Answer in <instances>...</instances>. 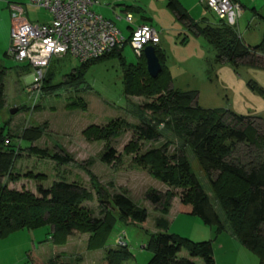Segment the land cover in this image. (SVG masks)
Here are the masks:
<instances>
[{
  "label": "rangeland",
  "instance_id": "374dc122",
  "mask_svg": "<svg viewBox=\"0 0 264 264\" xmlns=\"http://www.w3.org/2000/svg\"><path fill=\"white\" fill-rule=\"evenodd\" d=\"M116 1L118 2L115 3ZM166 1L97 0L92 8L95 10L102 8V14L115 20L116 27L122 31L124 39L129 37V32L126 30L128 24L123 19L126 14L132 16L133 24L136 21L141 22L143 20L141 16L147 18L158 32L159 46L166 54V67L171 77L170 87L177 91H194L195 101L202 109L228 111L238 117L251 120L254 125L259 126L258 133L264 137V56H260L261 59L254 65L248 64L247 61L239 62L237 66L227 62H216L212 47L205 39L188 31L176 15L166 7ZM204 1L179 0L193 20L200 21L205 18L208 23L217 24L218 18L205 8ZM236 2L241 8V15L237 19L235 30L247 45L255 47L264 35V0H236ZM12 5L24 8V16L30 22L42 23L50 18L48 11L31 7L29 0H0V67L7 69L5 106L0 113V128L4 135H11L12 141L16 143L23 130L45 125V132L39 140L33 143L20 140V145L23 148L36 146L46 149L50 154L59 153L60 148L68 152L74 160L68 165L58 166L49 159H42L22 151L13 169L18 179L12 182L3 178L1 183H7L10 189L27 190L36 194L38 184L47 189L53 182L61 179L77 182L93 193V200L83 203V206L97 216L98 201L86 170L90 171L108 193L122 190L137 206L147 210L148 217L142 225L117 222L105 245L116 248L117 239L123 233L131 257L121 264H147L152 254L145 249L147 241L145 232L157 231L155 221L160 214L145 199V193L149 189L160 192L168 189L163 183L151 177L146 170L137 168L132 162L134 155L122 153L127 143L134 138L131 130H125L120 137L111 141L118 160L109 165L100 161L105 142L87 141L82 136V132L87 127H104L112 120L124 121L130 125L139 124L140 114L137 107L149 100L142 97H126L123 87L124 66L136 65L137 54L126 43L121 51L124 65L117 56H110L87 67L77 83L67 84L64 83V75L78 67L79 62L70 56L59 60L53 58L52 69L56 73L51 81L43 82L42 89L37 94L28 82L31 73L26 74L25 64L17 62L9 54L13 19L10 6ZM125 5L138 6L142 12L141 14L125 13L123 10ZM116 15L121 19L115 18ZM183 39H186L184 43H182ZM251 85L256 88L252 90ZM77 99H82L87 104L85 111L66 108ZM14 108L17 110L25 108V111L10 115V110ZM144 115L147 119L151 117L148 112ZM168 140L172 143L168 153L172 154L178 147L179 141L171 132L164 133L158 141H141L138 154L158 148ZM261 148L255 150L253 146L237 144L231 160L245 165L257 154L264 158V139ZM186 154L191 171L204 184L207 193L211 196L206 178L190 150H186ZM29 173L43 175L45 178L42 182L25 178ZM175 193L177 196L172 199L170 207L173 210L168 215L169 209L165 216V220H168V233L177 234L197 243L211 240L215 264H258V258L234 240L229 233L223 232L218 242L214 228L204 225L196 216L178 214L175 209L180 206V192L175 191ZM209 230L212 232V237L205 239L203 234L209 235ZM50 232L51 227L44 226L33 231H17L0 239V264H46L55 257H58L63 264L104 262L103 248L95 251L87 249V234L75 233L68 244L66 241L63 245L55 246L47 235ZM179 257H188L186 250H181ZM195 260L194 264H204L199 258Z\"/></svg>",
  "mask_w": 264,
  "mask_h": 264
},
{
  "label": "trees",
  "instance_id": "16d2710c",
  "mask_svg": "<svg viewBox=\"0 0 264 264\" xmlns=\"http://www.w3.org/2000/svg\"><path fill=\"white\" fill-rule=\"evenodd\" d=\"M166 7L188 31L206 40L215 52L216 62L237 66L239 62L247 61L248 64L254 65L261 59L260 56H264V35L257 46L251 47L243 41L235 27L226 25L222 20L218 19L214 25L208 23L205 18L195 21L179 0H167ZM125 8L128 13L142 12L140 7ZM205 8L207 9L206 6ZM22 10L25 14L24 8ZM10 12L12 13L11 6ZM141 18L148 21L144 16ZM185 40L183 39L182 43ZM124 46L113 49L99 59L79 63L78 67L64 75V83H77L87 67L110 56H117L124 65L121 55ZM153 47L161 66V71L155 79L151 78L146 70L143 53L137 56L136 65L124 66L123 70L124 95L149 100L137 107L140 114L139 124L130 125L124 121L112 120L107 126H89L82 132L87 141L105 142L100 161L109 165L118 160L111 141L120 137L125 130H131L134 138L127 143L122 153L134 155L133 164L146 170L168 189L165 192L149 189L145 193V199L160 214L155 221L157 231L145 232V249L152 254L147 264H194L193 260L196 258L201 259L204 264H215L211 240L197 243L168 233L165 216L171 207L172 199L177 196L175 191L180 192V212L198 217L204 225L214 228L217 236L223 232L229 233L258 258V264H264V158L257 154L245 165L231 160L237 144L253 146L255 150L262 149L264 137L258 133L259 126L228 111L200 108L195 101L194 91L172 89L171 77L166 67V54L159 43ZM64 57L67 56L61 58ZM24 67L26 74L31 73L29 65ZM6 73L7 69L0 67V113L5 106ZM55 73L50 64L42 84L51 81ZM254 88L256 87L251 85V89ZM86 105L82 99H77L66 108L85 111ZM19 111H25V108H19L17 112ZM146 112L151 115L149 119L144 115ZM45 129V125L25 129L15 143L12 141L13 137L4 135L0 128V239L17 231H33L50 226L52 231L47 235L53 245L65 244L74 232L87 234L88 250L104 249L102 264H121L131 257L128 246L105 247L114 226L117 222L142 225L148 217L147 210L137 206L126 192L120 190L108 193L99 185L96 177L86 170L98 201L99 213L95 216L83 206V203L93 200V193L77 182L61 179L53 182L47 189L38 184L36 194L27 190L10 189L7 183H1L3 178L12 182L18 179L13 169L22 151L49 159L58 166L73 162V157L60 148L59 153L50 154L46 149L32 145L23 148L20 145V140L29 143L39 140ZM167 132H171L179 141L172 154L168 153L172 144L169 140L158 148L138 154L141 141H158ZM186 150H190L205 176L211 196L191 171ZM25 178L42 182L45 177L29 173ZM183 249L188 254L186 258L179 257ZM46 264L63 263L55 257Z\"/></svg>",
  "mask_w": 264,
  "mask_h": 264
},
{
  "label": "built area",
  "instance_id": "2783aa9c",
  "mask_svg": "<svg viewBox=\"0 0 264 264\" xmlns=\"http://www.w3.org/2000/svg\"><path fill=\"white\" fill-rule=\"evenodd\" d=\"M30 6L48 11L47 22H30L20 6H11V46L9 54L19 63L29 65L28 82L33 90L40 91L46 69L53 58L70 56L79 63L99 59L126 43L140 56L147 46L159 43V34L148 24L136 26L128 39L113 22L94 13L91 8L96 0H29ZM204 5L230 27H236L241 8L233 0H205ZM128 25L133 18H123ZM37 96V95H36ZM117 247H127L122 233Z\"/></svg>",
  "mask_w": 264,
  "mask_h": 264
},
{
  "label": "crops",
  "instance_id": "0c3cea01",
  "mask_svg": "<svg viewBox=\"0 0 264 264\" xmlns=\"http://www.w3.org/2000/svg\"><path fill=\"white\" fill-rule=\"evenodd\" d=\"M97 1V0H96ZM118 1H116L115 3H117ZM126 6H133V5H125L124 6V8H123V10H124V12L125 13H128V12H126ZM135 7H138V6H135ZM91 10L94 12V13H96L97 15H99V16H101L102 18H104L105 20H108V21H111V22H113L114 23V25L115 26H117L116 25V22H115V20H113L111 17H107L104 13V15L102 14V12H103V10H102V8H97L96 10L95 9H93V8H91ZM113 12H114V10H113ZM115 18H117V19H121L120 18V16H118V15H116V17ZM142 24H148V25H150L151 26V24L148 22V21H146V20H142L141 22H138V21H136L134 24H132V25H126L127 27H126V30L129 32V35H130V33H131V30L133 29V28H135L136 26H139V25H142ZM152 27V26H151ZM153 28V27H152ZM155 29V28H154ZM121 31V30H120ZM121 33H122V31H121ZM123 34V33H122ZM59 59H62V58H56V60H59ZM50 64L52 65L53 64V59H51L50 60V63H49V66H50ZM48 66V67H49ZM173 207V206H172ZM180 206L178 205V207L175 209V211H177V213L178 214H185V215H187V216H192V215H190V213H182V212H180V208H179ZM171 210H173L172 208L170 209V211H169V214L168 215H170V213H171ZM168 221V220H167ZM51 231H52V229H51ZM206 232V231H205ZM208 232V231H207ZM75 234V232L72 234V235H70L68 238H67V244H68V242H69V240H70V238H71V236H73ZM206 234V233H205ZM205 234H203V237H205V239H209L210 237H212V232L209 230V232H208V234L209 235H207V236H204ZM221 234H223V233H221ZM218 235L217 236V239H218V242H219V238H221V236L222 235ZM206 237H208V238H206ZM233 238V237H232ZM87 239H88V236H87ZM192 239V238H191ZM234 239V238H233ZM227 240V239H226ZM235 240V239H234ZM87 243V242H86ZM222 245V244H221ZM220 246V245H219ZM221 247V246H220ZM104 259V258H103ZM150 258H148V260H149ZM148 260H147V262H148ZM195 260V259H194ZM193 260V261H194ZM60 261V260H59ZM196 261V260H195ZM61 262V261H60ZM62 263V262H61Z\"/></svg>",
  "mask_w": 264,
  "mask_h": 264
},
{
  "label": "water",
  "instance_id": "95a60500",
  "mask_svg": "<svg viewBox=\"0 0 264 264\" xmlns=\"http://www.w3.org/2000/svg\"><path fill=\"white\" fill-rule=\"evenodd\" d=\"M143 56L146 61V70L149 74V76L153 79H155L158 74L161 71V66L159 64V61L156 57L154 47L153 46H147L143 50ZM17 112V109H11L10 115H14Z\"/></svg>",
  "mask_w": 264,
  "mask_h": 264
}]
</instances>
